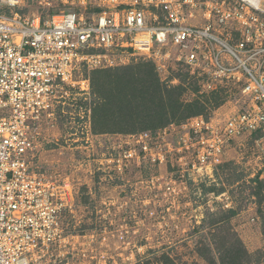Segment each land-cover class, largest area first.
Returning a JSON list of instances; mask_svg holds the SVG:
<instances>
[{"label": "built area", "instance_id": "obj_1", "mask_svg": "<svg viewBox=\"0 0 264 264\" xmlns=\"http://www.w3.org/2000/svg\"><path fill=\"white\" fill-rule=\"evenodd\" d=\"M60 1L78 10L46 15L53 0H0V264L134 259L128 247L115 255L97 224L67 222L83 192L96 197L98 172L123 179L131 166L158 167L150 176L156 187L171 167L168 195L177 183L186 189L187 180L212 177L236 139L264 132V0ZM140 61L153 63L168 85L177 86L171 73L183 70L202 94L239 87L248 105L223 118L198 114L122 135L115 156L106 147L105 158H92L91 73ZM175 128L183 129L177 142L168 136ZM60 140L80 150L72 170L41 165L42 151ZM85 207L113 211L107 202Z\"/></svg>", "mask_w": 264, "mask_h": 264}, {"label": "rangeland", "instance_id": "obj_2", "mask_svg": "<svg viewBox=\"0 0 264 264\" xmlns=\"http://www.w3.org/2000/svg\"><path fill=\"white\" fill-rule=\"evenodd\" d=\"M29 8L34 12L38 6L30 3ZM51 9L78 10V7L65 6L60 0H53ZM42 10L46 15L49 14L48 8ZM171 76L180 79L177 86L168 85L160 79L161 85L164 89L172 90L179 86L185 87L175 90L181 93L175 96L186 109H181L177 116H171V122L165 126L158 127V120L149 123L151 126L155 124L157 129L148 127L143 130L141 122L132 126H128L127 122H119L116 127L119 131L97 135L95 150H92L95 155L92 158H105L101 153L106 152V147L114 148L115 156L123 138L121 136L130 133L121 132L123 129H132V133H135L158 131L173 122L182 124L199 110L197 101H206L208 97L214 96L200 93L198 81L188 80L189 76L181 69L173 71ZM218 93L221 96L218 106L207 103L203 111L208 118L227 117L248 105L239 87L231 86ZM169 111H174L170 105ZM181 131L182 128L168 129V136L177 142L182 136ZM79 151L70 150L60 140L42 151L41 165L45 167L51 164L53 169L72 170L74 154L79 157ZM82 151L87 153L85 149ZM169 170L172 173L174 169L170 167ZM154 171L158 173L159 168L141 170L131 166L124 173L123 179L117 175L102 176L98 172V177L94 179L96 197L90 201V196L83 192L79 211L75 217L67 220L70 227L75 225L84 228L89 222L97 224L98 229L103 230L112 241L113 253L117 256L124 247H128L127 253L134 254L135 258L127 262L118 259L117 264H220L215 248L220 236L227 235L232 239L236 234L252 253L251 264H264V132L236 139L227 149L224 162L215 169L212 177L187 180L186 189L183 184L177 183L176 192L172 194H164L168 190L167 183L171 174L161 173L164 178L155 187L150 183ZM174 174L178 176V173ZM257 177L262 180L261 184L257 182ZM100 202L102 205L104 202L111 203L113 211L92 213L91 209L85 207L100 205ZM230 208L238 212L228 223L222 226L210 224L214 217ZM207 247L214 250L212 254L207 252Z\"/></svg>", "mask_w": 264, "mask_h": 264}, {"label": "trees", "instance_id": "obj_3", "mask_svg": "<svg viewBox=\"0 0 264 264\" xmlns=\"http://www.w3.org/2000/svg\"><path fill=\"white\" fill-rule=\"evenodd\" d=\"M56 12V9L49 10L50 14ZM91 81L93 92L97 98L93 109V130L96 134L119 131L116 127L121 121L127 122L128 126L141 122L143 130L148 127L157 129L155 124V126H151L149 123L158 120L162 124L159 123L158 127L165 126L171 122V116H177L181 109H186L179 102V98L175 96V94L180 96L181 93L175 90L183 88V86H179L175 90L164 89L155 66L151 62L95 70L91 73ZM185 82L187 83V81ZM195 89L198 90L197 87ZM213 95L206 101H197L199 110L193 115L203 114L207 103L214 107L218 106L221 96L219 93ZM169 105L174 110L172 113L169 111ZM131 130L123 129L121 132L132 133ZM256 180L259 184L262 183L258 177ZM237 212L235 208L226 209L214 217L210 224L222 226L236 216ZM226 236H220L219 244L215 247L219 263L251 264L252 253L241 237L237 234L232 239ZM206 249L211 254L214 251L211 247Z\"/></svg>", "mask_w": 264, "mask_h": 264}]
</instances>
